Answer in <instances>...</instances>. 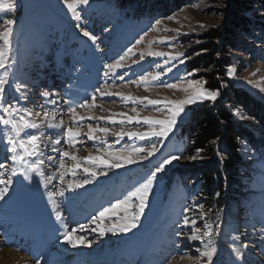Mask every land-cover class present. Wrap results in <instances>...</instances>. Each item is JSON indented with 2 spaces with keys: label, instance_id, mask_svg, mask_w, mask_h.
<instances>
[{
  "label": "rangeland",
  "instance_id": "1",
  "mask_svg": "<svg viewBox=\"0 0 264 264\" xmlns=\"http://www.w3.org/2000/svg\"><path fill=\"white\" fill-rule=\"evenodd\" d=\"M17 2V11L9 17L15 18L18 23L13 37L8 79L10 84L19 80L29 85L25 90L28 100L21 101L17 107L27 108L34 115L27 117L25 112L20 114L38 123L35 114L39 113L40 119L44 112H49L50 107L40 95L47 91L51 93L50 100L56 101L54 107L57 114L54 121L50 119L48 122L59 124L62 119L65 128H78L81 135L74 146H70L67 138L62 135L63 128H49L48 122L40 129L26 130L32 134H42L39 159L44 160L41 166L43 176L33 173L29 182L22 176H11L12 153L6 151L4 128L0 125V163L7 166V171L0 169V173H3L4 179L12 180L7 195L0 200V203L11 201L4 209H0V216L6 214L5 219L0 218V227L5 223L6 227L23 225L21 218L35 220L41 228L46 229L45 250H58L57 245L67 244L58 230L64 233L75 229L73 236H82L92 241L90 248L94 246L98 251L96 256L91 257V252L86 254L84 258L89 264H115L112 262L115 257L117 259L114 261L124 260L118 261L121 264H137L141 261L142 264H208L207 258H202L201 253L209 238L205 236L203 243L188 238L191 226L182 223L183 217L187 215L197 221L196 227L201 231H205L204 224L208 223L213 225L214 233L219 232V235L214 234L211 238V246L215 248L211 264H264V253L260 248H264V242H257L258 238H264V120L258 121L242 108L229 105L235 122L247 131L248 137L240 141L243 160L237 163L235 176L231 177L232 186L224 189L223 199L221 191L207 189L199 158L187 159L194 155L185 151L189 149L185 125L193 110L218 101L221 94L215 101L203 100L186 105V115L166 140L161 141L156 137L145 140L128 136L120 138L111 134L148 131L150 126L143 122L144 118L165 119L169 115L167 109L172 107L166 103L150 105L147 100L141 102L126 97L183 100L188 93L165 85L175 83L179 87H186L190 80H198L204 88L211 90L207 88V79L202 77L207 70H191L189 63L201 54L196 51L205 43L203 36L207 30L224 27L225 34V26L227 28L230 24L228 14L235 7H240L250 21H246V24L250 23V26L248 31L232 27L235 35H228L224 39V43L227 40L230 43H227L228 48L221 50L220 55L229 62L224 66L226 80L221 81L222 75H218L219 84L223 83L226 91L227 87L247 90L264 108V26L257 23L264 24V3L260 0H246L245 4L230 8V0H136L130 4L126 0H89L87 6H81L82 20L76 21L61 0ZM2 16L4 14L0 13ZM77 24L87 27L97 37L95 45L82 35ZM2 28L3 25H0V30ZM150 52L165 55H150ZM12 61L15 63L12 64ZM117 61H120L121 67H107ZM168 68L172 71L169 72ZM232 68L236 71L229 76L228 72ZM157 74H160V78L152 79ZM0 75H3L2 70ZM97 89L112 94L101 96ZM73 90L78 92L76 98H72ZM6 91L15 95L14 89L8 85ZM93 96L96 97L95 105L91 108H77L78 123H73L72 115L68 112L70 102L71 105L91 102ZM120 113L125 116L118 115ZM80 116L84 119L79 120ZM127 116L137 117L139 123L136 119L129 123ZM113 120L116 123H112ZM121 120L125 122L121 124ZM88 125L93 128H109L110 133L105 135L97 131L93 141L87 135ZM156 127L158 130L159 126ZM56 140H60V144H56ZM149 143L160 145V151L155 156L140 163L125 164L118 169L94 166L85 159L90 154L100 155L98 149L117 152L123 148L126 153H131L134 148L147 147ZM53 148L68 151L78 157L81 167L75 175L71 169L76 161L64 158L67 170L60 169L61 157ZM19 151L23 152L22 149ZM170 155H178L181 159L157 174L149 206L139 220L138 227L128 233L109 232L100 236L98 224L110 227L114 223H121L135 209H129V213L121 211L115 216L110 215L101 222L93 223V218L142 183ZM104 158L112 162L106 154ZM220 158L221 162L225 161L223 153ZM36 159L27 157L29 161ZM84 167L93 168L97 172L106 171L108 174L98 176L83 188L66 191L64 197H68L67 202H63V197L58 194L52 196L61 187L67 188L71 182L93 179L83 172ZM61 172L64 176L63 184L60 181ZM21 201L36 205L34 207L38 210L23 205ZM200 204L204 206L202 210L197 207ZM84 208L90 212L85 214ZM185 209L191 210L186 213ZM57 212L61 216L60 220L56 219ZM216 225H219V229ZM53 238L61 241L60 244L52 245L55 248L48 246ZM234 243L237 247L245 243L248 245L243 261L236 260L232 253L231 246ZM38 251L29 247L16 252L31 257Z\"/></svg>",
  "mask_w": 264,
  "mask_h": 264
},
{
  "label": "snow or ice",
  "instance_id": "2",
  "mask_svg": "<svg viewBox=\"0 0 264 264\" xmlns=\"http://www.w3.org/2000/svg\"><path fill=\"white\" fill-rule=\"evenodd\" d=\"M61 3L66 7V9L71 13L72 17L76 21H81V6H87L89 4V0H61ZM18 9V2L17 0H3L0 2V13L4 14V16L0 17V25H3L2 30H0V70L3 71V75H0V125L4 128V140L5 148L7 152L12 153L11 160L13 166L11 167V176H22L24 180L31 181L32 174L35 173L39 176H43V170L41 166L44 164L43 159H39L41 155V143H42V134H32L27 132L28 129H40L45 122H48L49 119L54 121L56 119V113L53 112H44L43 119L41 123H36L35 120H31L26 118L25 115H21V112H25L27 117H31L34 113L23 107H17L21 101L28 100V94L25 91L28 89L29 85L27 83L21 82L16 80L14 83L10 84L9 82V67L11 66L9 61L11 59L10 54L13 51V37L15 35L16 25L18 21L15 18H9L13 13H15ZM81 9V10H78ZM159 23V21H157ZM77 27L80 28V32L82 35L95 45L97 41V37L90 32L87 27H81L80 24H77ZM142 39V38H141ZM140 41H137L139 43ZM131 51V49H129ZM150 55H157L163 56L165 53H149ZM123 60V57L120 58ZM12 64L15 61L11 62ZM109 69L112 68H119L121 67L120 61H117L115 64H109L107 66ZM168 71L171 72L172 69L168 68ZM235 69L232 68L229 70L228 75L232 76L235 73ZM108 73L105 72V76ZM160 78V74H157L152 77L154 80H158ZM142 79L146 80L147 77H142ZM6 85L12 87L14 89L15 95H11L6 91ZM168 88H178V90L188 93L185 99L175 101V100H168V101H160V100H152L148 99L147 97L144 98H133V97H126L128 100H147L148 104L150 105H161L167 104L171 105L172 107L168 108L167 111L169 115L165 119H152L151 117L144 118V123L149 125L150 128L148 131L144 132H124L121 131L119 133H111L114 136H118L123 138L128 136L130 138H138L140 140H145L149 137H156L159 138L161 141L166 140L169 137V134L174 130L177 123L182 120L183 116L186 115L185 113V106L197 103V101L209 100L215 101L217 97L220 95L219 91L208 90L204 88L203 84L198 80H190L187 82L186 87H179L177 84H167L165 85ZM97 92L100 93L101 96L104 95H111L112 93H107L101 89H97ZM11 95V99L9 96ZM42 97H49L51 93L45 91L40 93ZM116 95H119L118 93ZM96 97L93 96L91 102H81L79 104L71 105L68 109V112L72 115L73 123H78L76 117L78 113L76 112L77 108H91L95 105ZM47 103L55 104V100L46 101ZM135 111V109H133ZM37 118H39L40 114H35ZM120 116H125L124 113L118 114ZM139 114H137V117ZM18 117V118H17ZM137 117L127 116L126 119L129 123H131L134 119L139 120ZM242 119H246L247 117H241ZM84 117L80 116L79 120H83ZM90 119H95V117H90ZM100 119H104L101 117ZM125 121L121 120L120 123L123 124ZM112 123H116V121H112ZM159 126L158 130L157 127ZM47 127H59L63 128L62 135L67 138V141L70 146H74V142L77 141V138L81 135L78 128L74 129L72 126L64 127V122L61 119L59 124H53L51 122L47 123ZM89 131L87 133L88 138L95 141L96 137L94 133L97 131L104 133L105 135L110 133L109 128H93L91 125H88ZM24 134L23 137L21 134ZM56 144H60V140L55 141ZM103 143V141H102ZM22 149L23 152L21 153L19 150ZM53 151L58 152L60 158L59 161V168L62 170H67L65 165L64 158H70L72 161H76V163L72 166V174L75 175L76 170L81 167L79 159L76 155H72L68 151H60L58 148H53ZM101 151L100 155H88L85 159L92 165H103L109 170L111 169H118L124 166L125 164H136L148 160L150 157L155 156L158 151H160V145L157 143H149L147 147H136L133 149L131 153H126L123 148L119 149L117 152H111L108 149L99 150ZM202 151V150H200ZM107 155L112 162L109 163L108 159L104 158V155ZM199 152L197 155L189 156L187 159L195 160L197 159ZM27 157H37L34 161L27 160ZM51 159V158H50ZM181 159L178 155H170L163 159V161L156 166L149 175L144 179L142 183L136 186L134 189L129 191L124 195L123 198L118 199L115 203L111 204L109 207L105 208L103 211H100L99 215L93 218V223L101 222L106 217L115 216L118 212H125L129 213V209L134 208L135 210L129 213L121 223H114L110 227H104L101 224H98L99 235L104 236L109 232H119V233H128L131 232L133 229L138 227V222L141 217L145 213V209L149 206V197L152 193L154 182L157 180V174L161 173L165 170V167L171 165L174 161ZM19 165V167H17ZM0 169H5L7 171V166L3 163H0ZM83 172L91 176L93 179H83L80 181H74L68 184L67 188L61 187L58 193H53L52 196L59 195L60 197L65 196V192L68 190L75 191L76 189H80L85 187L93 182L95 178L100 175H107L106 171L97 172L90 167H84ZM61 184L64 182L63 172L60 175ZM12 183L11 179H4L3 173H0V185L4 187H0V200H3L8 192V187ZM51 196L49 199L51 200ZM138 200V203L135 201ZM53 203V210L55 211V201ZM199 209H203V205H197ZM191 209H185L187 213ZM56 219L60 220L61 216L57 212ZM183 225L191 226V235L188 237L191 240H199L202 243L204 242V237L207 236L209 238L208 243L205 246V250L201 253V257H206L208 264H211L212 257L215 253V248L211 246L212 240L211 238L213 235H219V232L213 231V225L205 223L204 229L205 231H201V229L196 227L197 221L195 219H190L187 215L183 217L182 221ZM83 227V226H81ZM216 228L219 229V225H216ZM96 229H93L95 231ZM75 229L72 231H65L63 233L64 242L70 244L73 248L77 247V242L80 241L81 243L85 244L87 247L92 246V241L86 240L82 236H75ZM180 235V233H177ZM248 245L245 243L241 245V247H237L235 243L231 246L232 253L234 254L236 260L243 261L245 257V253L241 250V248L246 249Z\"/></svg>",
  "mask_w": 264,
  "mask_h": 264
},
{
  "label": "trees",
  "instance_id": "3",
  "mask_svg": "<svg viewBox=\"0 0 264 264\" xmlns=\"http://www.w3.org/2000/svg\"><path fill=\"white\" fill-rule=\"evenodd\" d=\"M136 0H126V3H134ZM191 1V0H183ZM231 7L245 4L246 0H230ZM264 3V0H260ZM147 4V3H144ZM250 22L240 10V7L234 8L228 14V22L230 23L223 34L224 27L207 30L204 33L206 41L196 52L201 54L196 57L189 68L191 70L204 69L207 70L202 77L207 79V88L218 90L222 97L216 101L204 104L193 110L189 121L186 123V134L189 142V149L185 151L189 155H197L200 160V170L203 181L207 185V189H217L221 191V198H224V189L232 186L234 169L238 162L243 160L240 152V141L248 137L247 131L239 127L235 122L232 110L228 107L242 108L251 117L258 121L264 120L263 110L260 101L254 98L247 90L239 87H226L219 84L218 75H222L221 81H225L224 66L228 65L226 57L220 55L221 50L228 48L230 41L223 42L228 35L234 36L236 32L232 31V27L243 28L249 30ZM260 26H264L263 22H257ZM231 26V27H230ZM224 35V36H223ZM222 66V67H221ZM221 69V70H220ZM263 108V109H262ZM202 150V151H200ZM221 153L225 161L221 162ZM219 157V158H218Z\"/></svg>",
  "mask_w": 264,
  "mask_h": 264
},
{
  "label": "bare ground",
  "instance_id": "4",
  "mask_svg": "<svg viewBox=\"0 0 264 264\" xmlns=\"http://www.w3.org/2000/svg\"><path fill=\"white\" fill-rule=\"evenodd\" d=\"M77 96H78V92L73 90L72 98H76ZM41 98H43L46 105L50 107L49 112L55 113L56 108L54 107V105L46 102V101H50V98L49 97L45 98L42 96ZM42 119L43 117L40 119L38 118L36 120H38L37 122L40 124V121ZM62 200L63 202H67L68 197L67 196L63 197ZM10 202L0 203V209H4V207H6ZM5 217H6L5 213L2 216H0V218H4V219ZM29 219H31V217H29ZM20 222L24 224L17 225L14 227H9V226L6 227L5 225L6 223H5L4 226L0 227V264H86V259L84 257H86L87 253L91 252L92 253V255H90L91 257L97 255L98 251L95 249L94 246L92 248L87 247L85 244L81 243L80 241L77 242L78 246L75 248H73L70 244H61L60 246L57 245L59 247L58 250H55L56 248L54 250H45L47 246V240H46V234L45 235L43 234V228H41L40 225L35 220L27 221L24 218H21ZM73 238H75V236H73ZM257 242L258 243L264 242V238L263 239L258 238ZM29 247L35 248L39 251L34 255H32L31 257H27L28 255L25 256L23 254H20L19 252H16L20 249L27 250L29 249ZM249 247H251V245ZM260 248L264 253V248L261 246ZM241 250L245 252L248 250V248L246 249L241 248ZM81 259H83V261H81ZM137 264H142V261Z\"/></svg>",
  "mask_w": 264,
  "mask_h": 264
}]
</instances>
